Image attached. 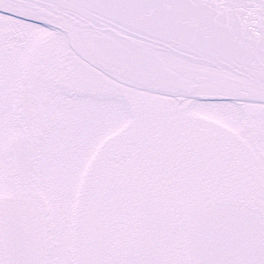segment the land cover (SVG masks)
<instances>
[{
  "label": "snow or ice",
  "instance_id": "6c2138e0",
  "mask_svg": "<svg viewBox=\"0 0 264 264\" xmlns=\"http://www.w3.org/2000/svg\"><path fill=\"white\" fill-rule=\"evenodd\" d=\"M0 264H264V0H0Z\"/></svg>",
  "mask_w": 264,
  "mask_h": 264
}]
</instances>
